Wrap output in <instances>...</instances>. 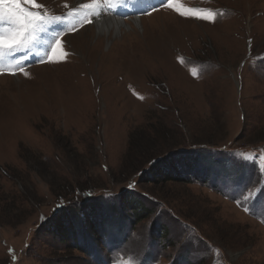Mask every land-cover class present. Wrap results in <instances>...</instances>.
<instances>
[{
    "label": "rangeland",
    "instance_id": "rangeland-1",
    "mask_svg": "<svg viewBox=\"0 0 264 264\" xmlns=\"http://www.w3.org/2000/svg\"><path fill=\"white\" fill-rule=\"evenodd\" d=\"M37 2L66 36L50 52V23L0 62V264H264V0H176L184 16L122 14L130 27L111 36L76 11L91 0ZM115 5L100 8L117 17ZM20 15L0 3V33ZM132 136L156 157L211 150L210 181L123 175L144 159L128 158ZM128 189L155 210L135 229L88 253L44 232L82 191L112 203Z\"/></svg>",
    "mask_w": 264,
    "mask_h": 264
},
{
    "label": "trees",
    "instance_id": "trees-1",
    "mask_svg": "<svg viewBox=\"0 0 264 264\" xmlns=\"http://www.w3.org/2000/svg\"><path fill=\"white\" fill-rule=\"evenodd\" d=\"M147 147L151 148L147 141L141 145L132 136L128 158L137 159L142 155L145 160L137 165L129 160L125 164L126 170L123 175L132 176L135 172L141 173L142 183L154 186L164 183L206 185L213 175L208 161L209 158H216L211 150L204 153L205 149L198 147L191 152H169L170 156L156 157V154L149 153L150 151H143ZM81 193L83 198L79 200V204L75 207H67L68 209L58 213L44 229V232L53 239L63 237L68 242L66 246L71 250L83 249L87 247L86 244L94 245L95 241L98 242L100 238H104L114 230L120 232L122 230L121 233L125 234L155 215L154 207L149 201L130 189L119 194L117 198L114 197L112 203L100 196L88 198L85 191ZM89 248L87 247L85 253L90 252Z\"/></svg>",
    "mask_w": 264,
    "mask_h": 264
},
{
    "label": "snow or ice",
    "instance_id": "snow-or-ice-1",
    "mask_svg": "<svg viewBox=\"0 0 264 264\" xmlns=\"http://www.w3.org/2000/svg\"><path fill=\"white\" fill-rule=\"evenodd\" d=\"M3 2L4 0H0V3ZM103 2L104 0H91L90 3L81 4L76 11L79 12L81 9H87L91 10L92 15H96ZM11 3L21 12V15L16 17V20L20 22V27L7 35L0 33V62H4L16 52H22L29 48L33 32L44 30L48 24L61 20V16L58 15L48 16L45 5L38 3L37 0H11ZM22 3L31 5L34 11H24L21 8ZM161 4H167L168 7L174 8L181 16L185 15V10L181 9L176 0H161ZM65 7L67 8V5ZM187 11L193 12L194 10L188 9ZM88 14L87 12L84 13L85 18ZM68 15L73 19L77 18L72 12H69ZM198 18L207 19L206 16H199ZM87 22L92 23L93 21L89 20ZM56 43L59 46L60 41L57 40ZM11 74L15 75L16 73L12 72ZM24 75L28 76V73L24 72ZM13 259L15 258L13 257Z\"/></svg>",
    "mask_w": 264,
    "mask_h": 264
},
{
    "label": "bare ground",
    "instance_id": "bare-ground-1",
    "mask_svg": "<svg viewBox=\"0 0 264 264\" xmlns=\"http://www.w3.org/2000/svg\"><path fill=\"white\" fill-rule=\"evenodd\" d=\"M82 1L83 0H75V2H77L78 4H80V2ZM127 1H128V5L124 6L123 10L129 9V11L134 15H136L138 12H140L145 7V5L141 3H138L135 7V3L133 2V0H127ZM123 10L117 7V5H115L113 12H117L118 16L108 17L104 15V13L102 12V9L99 8L98 14L96 15V19H94V22H93L94 24L97 25L95 29H97V32L99 33V35L111 36L114 32L116 34H122L124 29H128L130 27V24L128 25L126 21L121 20L122 19L121 15L124 14ZM143 16H146V15H142L141 17H138V19L137 17L136 19L131 18L132 23L139 25V21H141L139 20V18H142Z\"/></svg>",
    "mask_w": 264,
    "mask_h": 264
}]
</instances>
